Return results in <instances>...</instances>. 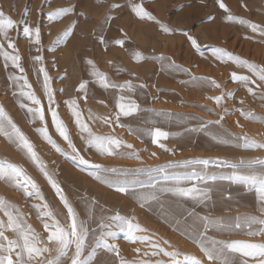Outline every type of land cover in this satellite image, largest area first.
I'll list each match as a JSON object with an SVG mask.
<instances>
[{"label": "rangeland", "instance_id": "rangeland-1", "mask_svg": "<svg viewBox=\"0 0 264 264\" xmlns=\"http://www.w3.org/2000/svg\"><path fill=\"white\" fill-rule=\"evenodd\" d=\"M135 2L142 3L154 16L176 31L163 33L155 22L139 19L132 12L128 0H0V11L19 22L10 35L22 56L21 63L25 68V74L45 106L48 130L57 144L66 151H70L67 143L55 131L50 113L47 112L42 74L38 73L39 65L34 64L32 59L38 54L37 47L42 50L44 66L53 78L52 87L56 90L54 107L67 125L81 155L93 163L107 167L133 168L163 165L167 161L197 157H220L233 161L264 158V149L236 148L214 141L210 133L214 134L219 126L209 125L207 130H188L198 126L201 123L199 119L201 117L205 121H214L223 115L224 120L221 123L230 133L246 134L257 141L264 142V122L246 119L237 111L243 108L245 111L264 117V100L260 99L259 95L254 97L249 94L239 82H233L231 79L233 72L246 75L251 73L231 61L224 63L211 55V46L222 47L244 59L264 65V37L260 36L259 32H251L246 26L226 21L224 19L226 13L219 7L216 0H135ZM258 2L259 0H224L232 14L254 23L264 24V8L261 9ZM116 4L119 7H113ZM61 7H72L74 11L65 17L49 20L48 13ZM25 23L33 27L39 26L41 41L39 45H33L25 38L22 31ZM72 23L76 24L74 35L56 44L58 36ZM184 31L197 39L203 55L194 50L183 35ZM116 39H124V46L115 45L113 41ZM136 51H140L145 56L163 54L171 57L176 64L189 69L192 74L210 77L221 87H198L193 83H182L190 79L188 73L162 69L158 61L151 59L138 62L133 59V53ZM87 59L93 60L98 69L107 73L112 81L122 83L125 80H132L134 83L145 84L146 87L139 90L134 97L141 109L164 110L173 113V117L165 120L151 111H140L130 117L121 116L119 124L115 123L113 92L105 91L91 83ZM14 71L17 70L10 67L5 69L0 58V105L4 106L33 142L36 151L46 162L48 170L54 174L82 218L87 216L89 203L95 198L97 204L94 208V216L88 220L91 228H97V221L101 216L114 214L118 210L122 215L135 217L134 222L148 229L147 233H138V235H151L154 239L168 240L172 246L182 252L200 258L202 253L199 247L186 235L176 230L171 215L167 220L164 218L165 212L171 210L180 219H182L181 214L186 216L188 212L213 217H236L246 213L256 216L264 215L259 211V202L254 191H246L243 186L230 184L228 181H218L212 193V199L203 204L192 200L166 197L163 199L164 212L157 204L142 208L131 197L117 193L95 180L88 171L82 170L75 163L65 159L40 137L35 129L42 125L39 121L29 122L25 110L21 109L17 103L18 95H13L15 89L11 86L8 76ZM17 74H19L18 71ZM85 79L90 81L89 96L86 101L82 98L83 94L76 91L79 82ZM61 89L63 91H60ZM228 91H232L234 96L225 95L220 105L209 98ZM73 97L79 100L85 122L94 133L115 136L125 144H131L132 148L122 146L120 151H135L140 158L101 155L95 148L86 146L64 103ZM241 100L244 101L243 104L240 103ZM89 109L93 114L92 119L88 118ZM225 109L227 112L224 111ZM104 118H109L113 122L105 123ZM154 126L171 133L167 139H161L159 142L169 151L160 148L159 144H153L151 137L144 131ZM129 127L134 131H129ZM153 153L155 155H152ZM0 158L21 164L25 168L40 185L45 200L57 214V219L63 223L67 210L47 180L26 156L2 136H0ZM229 194L231 198H228ZM0 197L17 205L25 214L28 224L46 238L47 232L33 207L40 201L25 197L22 191L10 187L3 181H0ZM0 218L5 221L7 219L3 217V213H0ZM260 227L264 226L252 225L253 230L258 231ZM247 232L248 229L245 228L223 234L210 231L209 235L225 240L264 241V234L250 236ZM6 235L12 237L10 231L6 232ZM111 242L119 246L120 255L125 259L137 257L135 248H145V244L140 241H128L123 232H117L115 240ZM165 247L168 246L165 245ZM237 256L241 260L248 261V264H256L257 260L264 259L258 256L240 257L239 254ZM110 258L112 254L98 252L97 259Z\"/></svg>", "mask_w": 264, "mask_h": 264}, {"label": "snow or ice", "instance_id": "snow-or-ice-1", "mask_svg": "<svg viewBox=\"0 0 264 264\" xmlns=\"http://www.w3.org/2000/svg\"><path fill=\"white\" fill-rule=\"evenodd\" d=\"M216 2L225 11L224 19L226 21L246 26L251 32H259L260 36L264 37V24L254 23L251 20L232 14L224 0H216ZM128 3L132 12L139 19L155 22L163 33L176 31L154 16L142 3H137L135 0H128ZM113 7H119V5L116 4ZM73 11L72 7H61L50 11L48 19L56 20L67 16ZM81 15H84V13H81ZM209 19H214V17H209ZM18 24V21L0 11V58H2L3 67L5 69L10 67L18 71L19 74H17V71L11 72L8 80L15 89L13 95H18L17 103L19 107L25 110L30 123L39 121L42 126L37 127L35 131L65 159L75 163L82 170L88 171L95 180L115 192L131 197L142 208L157 204L164 212L163 199L166 197L192 200L203 204L212 199V193L218 181H228L230 184L243 186L246 191H254L259 202V211L264 213V158L257 157L250 160L233 161L220 157H197L180 161H167L163 165L133 168L107 167L85 159L75 146L67 125L54 107L56 104V90L52 87L53 78L44 66L42 50L37 47L36 52L38 54L33 56L32 59L34 64L39 65L38 73L42 74V88L43 94L47 98V112L50 113L51 123L55 131L67 143L70 151L62 148L49 133L45 106L33 90L32 84L25 74V68L21 63L22 56L16 42L10 35V32L16 29ZM75 27V23L67 26L55 43L59 44L65 38L74 35ZM22 31L30 43L33 45L40 44L39 26L33 27L25 23ZM121 31L123 30L121 29ZM183 35L186 36L194 50L203 55L201 45L197 39L186 31L183 32ZM113 43L123 47L125 40L116 39ZM211 55L218 61L224 63L231 61L239 67L247 69L251 75L233 72L231 73L232 81L239 82L242 87L247 89L249 94L254 97L259 95V98L264 100V65L251 62L222 47L211 46ZM133 59L138 62L148 59L155 60L160 63L162 69L188 73L190 79L182 81V83H193L198 87H221L214 79L192 74L189 69L176 64L171 57L163 54L145 56L140 51H136L133 53ZM86 63L89 66L91 83L96 84L105 91L113 92L116 110L114 113L115 123L119 124L121 116L130 117L140 111H151L165 120L173 117V113L164 110L141 109L140 104L134 97L139 90L146 87L145 84L134 83L132 80L117 83L112 81L107 73L100 71L93 60L87 59ZM130 75L135 74L130 73ZM89 85L90 81L85 79L79 82L76 88L78 93L83 94L82 98L85 101L89 96ZM60 91H63V89ZM225 95L233 97L234 93L232 91L222 92L221 95L209 98L214 99L216 104L220 105ZM64 103L67 105L74 124L79 130L80 138L86 146L95 148L101 155L140 158L135 151H120L122 146L132 148L131 144H125L115 136L94 133L88 123L85 122L79 100L76 97L68 99ZM240 103L243 104L244 101L241 100ZM209 111L211 110L209 109ZM224 111L227 112V109ZM237 111L246 119H256L264 122V117L258 114L245 111L243 108L237 109ZM88 118H93L90 109ZM199 119L201 123L188 129L189 131L207 130L209 125L219 126L214 134L210 133L212 139L217 143L243 149H264V142L257 141L246 134L230 133L227 129H224L221 123L224 120L223 115H220L219 119L214 121H205L202 117ZM104 120L105 123L109 124L113 122L109 118H104ZM129 131H134V129L129 127ZM144 131L151 137L153 144H159L160 148L169 151L164 144L159 142L161 139H167L171 133L155 126ZM0 136L4 137L27 157L47 180L59 201L67 210L64 222L61 223V220L57 219V214L45 200L40 185L27 173L25 168L21 164L0 158V181L22 191L25 197L40 201V203L34 204L33 207L36 209L47 232L46 238H43L28 224L25 214L17 205L0 197V213H3V217L7 218L6 221L0 218V264H248V261L241 260L237 254L240 257L258 256L264 258V241L225 240L209 235L210 231L223 234L245 228L248 229L247 235L250 236L264 234V227H260L258 231L252 229L253 224L264 226V215L256 216L246 213L236 217H213L211 215L199 216L194 212H188L186 216L181 214L182 219H180L171 210L165 212L164 218L167 220L168 216L171 215L176 230L180 231L182 235H186L199 247L202 253L200 258L182 252L172 246L168 240L161 241L154 239L151 235H138V233H147L148 229L134 222L135 217L122 215L118 210L114 214L101 216L97 221V228H91L88 220L94 216V208L97 204L95 198L89 203L87 216L82 218L64 193L60 183L55 179L54 174L48 170L46 162L42 160L36 151L33 142L21 130L3 105H0ZM152 155H155V153ZM228 198H231L230 194ZM8 231L12 233L11 238L6 235ZM117 232L125 233V238L128 241L144 243L145 248L137 247L134 249L137 253L136 258H123L120 255L119 246L111 242L115 240ZM165 245L168 247H165ZM99 251L112 254V258L97 259ZM256 264H264V259L257 260Z\"/></svg>", "mask_w": 264, "mask_h": 264}, {"label": "bare ground", "instance_id": "bare-ground-1", "mask_svg": "<svg viewBox=\"0 0 264 264\" xmlns=\"http://www.w3.org/2000/svg\"><path fill=\"white\" fill-rule=\"evenodd\" d=\"M258 6L262 9L264 8V0H259ZM255 111V110H254Z\"/></svg>", "mask_w": 264, "mask_h": 264}]
</instances>
